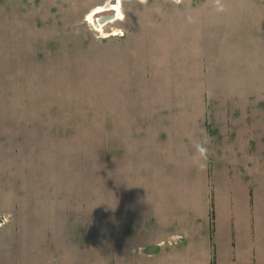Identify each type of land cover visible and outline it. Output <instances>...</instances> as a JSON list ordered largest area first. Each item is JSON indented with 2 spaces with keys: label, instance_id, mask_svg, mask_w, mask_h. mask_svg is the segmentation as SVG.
Returning a JSON list of instances; mask_svg holds the SVG:
<instances>
[{
  "label": "rangeland",
  "instance_id": "1",
  "mask_svg": "<svg viewBox=\"0 0 264 264\" xmlns=\"http://www.w3.org/2000/svg\"><path fill=\"white\" fill-rule=\"evenodd\" d=\"M172 4L202 6L173 16ZM172 17L188 53L186 92L164 90L180 79L165 41L149 53L154 27L171 36ZM210 35L215 52L231 46L222 59L233 74L243 62L264 87V0H0V264H264V160L259 178L246 177L250 208L227 157L214 158L216 218L212 189L206 202L200 183L182 184L193 166L174 155L181 134L155 119L185 94L191 115L207 100L208 68L194 65L193 49ZM164 161L178 185L170 196L140 183Z\"/></svg>",
  "mask_w": 264,
  "mask_h": 264
},
{
  "label": "crops",
  "instance_id": "2",
  "mask_svg": "<svg viewBox=\"0 0 264 264\" xmlns=\"http://www.w3.org/2000/svg\"><path fill=\"white\" fill-rule=\"evenodd\" d=\"M201 6L202 5H196V7L194 6V8H192L191 6L190 8L188 5L172 4L168 6L166 10L170 11L168 14L180 12L179 14H173V16H184L185 14L183 12H192L199 9ZM165 22V28H170L172 35L162 38L160 33L163 27H154V35H152L151 38L154 36L155 38L153 39L154 41L149 42V53L151 56V54L159 51L162 42L165 41L166 45H168V50L165 52L167 63L168 59L171 64L174 58L176 60L180 58L176 63L180 79L164 84V90L171 92H186L189 86L187 83H183V76L187 75V71L183 72V68L188 67L186 66L187 62L184 61V58L188 57V53L185 52L186 49L183 51L179 48L180 42L182 43V41H184V36L180 32L182 25L179 26L173 17L172 20L167 19ZM209 37L211 40H209V38L198 40L195 44L196 47L193 49V55H196L194 58L197 60L194 65L207 66L206 68H208V71L203 70V73L208 74L207 86L205 88L208 91L207 100L205 98L204 101L198 103V106L195 107L197 115H191L187 95H184L185 101H183V98H181L182 94H180L181 100L178 99L179 101L177 102L172 100V103H167L169 105L164 106V114L163 110H160L161 114H157L155 119L162 124L159 126L160 132L163 131L167 135L176 132L181 134V138L179 137L174 141V155L180 156L179 161H181V158H185V160L193 166L192 168H188L187 172L190 171L186 180L183 179L182 184L184 186L195 187L197 183H200L205 189L201 192L202 195L200 194L199 197L203 198L205 196L206 199L203 198V200L206 202L210 201L212 198L210 195V189H212L211 193L212 196L215 197L214 201L216 202L217 218V198L213 182L214 180L217 182L216 178H218L219 175L220 178H222L223 174H218V168H216L214 160L215 157H220L221 155L227 157L226 160L229 165L227 168L230 170L229 175L227 174L228 177L231 180H237L240 182L241 186L245 187V196L247 200L249 198L250 208L254 201L252 182L246 181V177L249 176L253 178L255 173L259 178V174H262L264 160V101L262 92L264 91V87L261 84L260 86L256 85L255 89L253 88V79L248 77L246 69L243 68V62H240L243 66H239L240 70L237 71L238 75L235 71L233 74L231 69H235L236 67L231 68L234 63L233 60L230 61L226 58L229 62L225 60L223 63L222 59V54L231 50V46L228 45L224 51L221 49V51L215 52L211 46L214 45L213 40L215 36L210 35ZM159 52L161 53V51ZM150 59V68L152 69L154 66L153 64L157 62V58L150 57ZM205 60L207 61L206 64H204ZM235 63L237 64V62ZM216 73L220 78L213 76ZM255 91L259 92V94L254 95ZM254 96L256 97L254 98ZM210 102H212V104H210ZM150 122L152 121L149 120V123ZM142 129L145 128L142 127ZM165 141L168 142V140ZM194 154L199 155L200 158L194 157ZM165 161L162 167L161 164L158 165L160 174L152 173L151 175L150 173L148 177L141 176L142 180H140V183L144 184V187L147 185L146 183H148L150 188H159L158 192L164 196H166L165 194L167 192L169 194L172 188L175 190V187H178L175 183L177 180L172 178L169 172L170 167L167 169ZM195 168H197L199 172L196 178L190 180L189 175ZM132 173H134V169ZM157 176L159 177L157 178ZM127 181H132L131 186L134 196L136 193L134 190V185H136L134 181L136 180L132 178ZM172 184L174 185L173 187H171ZM155 193L156 190L153 191V194ZM200 213L201 212L198 213L197 210L192 208L191 219L193 220L194 218L195 220L196 216ZM214 214L213 209L210 210L207 206V213L201 216L203 219L207 217L208 223H210L209 225L211 226V230L208 231V234L212 235L213 240L217 233V228L215 232L213 231L215 228L213 221H216ZM156 219H158L157 222L161 224L168 223L163 214L158 213ZM215 223H217V221ZM169 224L171 226L173 222ZM211 231H213V234ZM249 234L253 236L252 231H250ZM258 250V244L253 246V254ZM255 255L256 254L253 256L255 257ZM261 256H264V254Z\"/></svg>",
  "mask_w": 264,
  "mask_h": 264
},
{
  "label": "bare ground",
  "instance_id": "3",
  "mask_svg": "<svg viewBox=\"0 0 264 264\" xmlns=\"http://www.w3.org/2000/svg\"><path fill=\"white\" fill-rule=\"evenodd\" d=\"M112 7V6H111ZM101 9V8H100ZM99 12V11H98ZM117 15H118V13H117ZM115 17V14H110L109 16H103V17H101L100 19H98L99 20V22H102V21H106V20H109V19H113ZM123 17V16H122ZM92 19V18H91ZM103 25V24H102Z\"/></svg>",
  "mask_w": 264,
  "mask_h": 264
},
{
  "label": "built area",
  "instance_id": "4",
  "mask_svg": "<svg viewBox=\"0 0 264 264\" xmlns=\"http://www.w3.org/2000/svg\"><path fill=\"white\" fill-rule=\"evenodd\" d=\"M118 34L120 33V34H123V32L122 31H120V32H117Z\"/></svg>",
  "mask_w": 264,
  "mask_h": 264
}]
</instances>
